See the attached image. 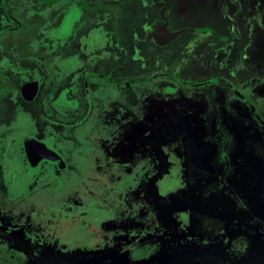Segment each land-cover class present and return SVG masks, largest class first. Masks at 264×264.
<instances>
[{"label":"flooded vegetation","instance_id":"obj_1","mask_svg":"<svg viewBox=\"0 0 264 264\" xmlns=\"http://www.w3.org/2000/svg\"><path fill=\"white\" fill-rule=\"evenodd\" d=\"M143 3L0 0V154L19 150L23 167L18 163L11 172L22 184L32 183L44 172L52 175L55 169H69L66 149L71 151L72 142L78 144L79 154H93L85 155V162H94L97 184L81 179L79 185L83 187L79 191V228L84 240L78 247L80 264H159L162 258L180 256L185 252L182 248L194 253L193 264H264V154H226L225 165L212 166L211 160L218 161L220 154H206L211 150L208 143L197 141L188 132V127L198 129L212 116L208 120L215 128L211 137L212 133L217 137L224 134L217 128L223 122L240 147L252 145L262 150L260 60L248 52L241 55L244 45L242 40L236 41L239 35L232 33L234 39H230L225 34L234 27L227 28L223 22L219 31L209 23L173 27L168 1ZM150 4L157 19L144 7ZM123 10L132 16L133 42L141 43L133 51L121 37L117 41L113 32L115 26L122 32ZM157 31L162 41L155 39ZM174 31L180 32L167 38V32ZM186 31L207 35L185 42L183 48L170 49ZM248 94L255 95L258 105L252 109L256 124L247 126L253 129L249 131L253 137L260 135L254 143L244 130L240 134V128L249 123L242 101ZM86 110H95L94 117L88 118ZM71 111L84 114L76 120V125L87 127L83 137L74 129L71 133L70 126L75 125ZM130 121L143 125L141 140L132 136L134 142L128 133L120 138ZM60 122L65 125L62 150L55 134ZM150 125L156 126L152 137L158 153L152 178ZM32 138L38 143L28 152L25 141ZM175 138L180 141L178 150ZM44 144L60 158H43L33 165L26 154H43ZM129 147L132 149L126 150ZM137 155L143 159L142 166H132L129 161ZM166 166L171 170L169 182L163 179L162 184ZM71 201L64 200V205L68 207ZM151 204L158 213L155 220L149 216ZM91 211L96 222L85 214ZM86 221L93 224L91 229L86 228ZM105 221L111 225L107 235L125 238L122 247L127 245L131 253L141 243L144 253L136 260L103 262L101 253H111L107 246L99 245H105L100 236ZM166 226L171 232H166ZM87 241L96 246L89 247L92 252L85 256Z\"/></svg>","mask_w":264,"mask_h":264},{"label":"rangeland","instance_id":"obj_2","mask_svg":"<svg viewBox=\"0 0 264 264\" xmlns=\"http://www.w3.org/2000/svg\"><path fill=\"white\" fill-rule=\"evenodd\" d=\"M166 1H168L169 6H171L170 13L173 27L209 23L214 26L215 30L219 31L223 29L219 28V25L222 24V22L223 24L228 25L226 26L227 28L234 27L231 28L232 30L225 31V34H228L230 39H234L232 33L238 34L239 36L236 41L242 40L240 43H243L244 45V47L241 48L243 50L240 51L241 55L248 52V56L252 55L260 60L258 65L260 66L259 73L261 76V85H259L264 86V0ZM140 2L143 3L144 0H140ZM143 4L145 5V3ZM144 7H149V10L152 12L151 17L157 19L152 4ZM118 9L119 12H121L122 9H120V7H118ZM191 14L197 16L193 18ZM138 15H141V9L139 10ZM121 16L123 24L120 25V31L122 32L120 34L118 30L119 27L117 28V26L113 28V32L116 35L117 41H120L119 38L121 37L122 42L125 43L126 46L128 45L133 51V49H135L134 45L141 43L133 42L134 26H130L132 16L126 10L122 11ZM137 20L138 18H135V21ZM126 22H128V24ZM206 35V32L192 33L186 31L171 43L170 49L176 50V48H183L185 42L193 39L200 40L205 38ZM253 67V58H251L250 68L253 69ZM252 74V72L247 73L245 79H248ZM262 94L261 103L264 105V92H262ZM242 101L246 104V119L249 123H246L244 128H240V134L242 130H244L245 136L251 135L247 137V139L254 143V140L260 135L256 133L254 134L256 138L253 137V134L249 133V131L253 129L247 126L248 124H256V119L253 116L256 111H253L252 109L258 107V105L255 104L257 99L255 95L248 94L242 97ZM154 102L160 105V102L157 99ZM86 112L88 118L94 117L93 114L95 113V110H86ZM83 116L84 114L79 113L78 111H71L70 119L75 121V125L70 126L72 134L73 129L75 130L74 133L81 137L87 134V127H81L78 124L76 125V120L82 119ZM209 118L213 117L208 116L207 120L204 119L202 124L203 127L201 125H198V129L188 127V132L197 141L205 140L208 143V148L211 150H207L210 153L206 152V154H220V156L217 157L218 161H215V159L211 160L212 166H218L216 163L222 166L225 165L227 163L226 154H229V157H232L231 154H264V141L260 142L262 150L256 149V147L252 145L242 148L240 147L238 138L234 132L228 129L223 122H219L217 128L222 130L224 134L217 137L215 133H212V139L210 132L215 128L212 126V123L208 122ZM64 126L65 125L60 122L58 130L55 131V134L59 136L58 144L56 145L61 146L60 150L64 149V146H62L63 141L65 140V138H63ZM141 126L143 125L137 121H130L127 126H123L124 130L120 133V138L124 139V137H128L126 135H130L129 138L134 136V138L141 140ZM155 127L156 126L154 125H150L149 127L151 178L154 175L153 171L156 168L158 157L156 155L158 154L156 150V141L154 140V137H152ZM203 129L204 131L201 134ZM262 130H264V128ZM262 132L264 133V131ZM131 139L134 142L136 141L133 138ZM175 140H177V138H175ZM79 141H82V139L80 140L79 138ZM176 142V149L178 150V144L180 141L177 140ZM77 145L78 144H75L74 146V142H72L71 151L66 149L69 153H66V156L70 161L69 169L57 171L55 169L51 173L52 175L48 174V172H44L37 180L27 184H22L20 177L17 174V176L14 175V172H11L12 170H17L19 166L18 163H21L20 156L17 154L19 150H16V152L12 154H0V238H2L0 240V264H80L82 262L79 253L82 251H80L78 247L84 242V240L80 238L81 234L79 228V222L81 223V221H79V191L83 189V187L79 185L81 179H83V183L88 182L97 184L94 180L97 177L98 172L93 169L94 162H92L91 159H87L88 161L86 160L85 162V155L92 156L93 154H79V147ZM121 147L122 146H119V148ZM130 149H132V147H129L126 150ZM176 155L178 159L179 152ZM142 160L143 159L137 155L134 160L129 161H131L132 166H142ZM178 161L180 160L178 159ZM53 165H51V167ZM116 165L119 166L117 163ZM21 166L23 167V163H21ZM169 167L170 166H166L162 171L160 179L162 184L164 183L163 179L166 181V184L169 182L167 177L170 175L171 171ZM66 178L69 180H66ZM72 192H74V194L70 196ZM70 199H72L73 202H69L70 205L67 207L64 205V200ZM85 214L90 217L92 216L93 218L90 219L93 222H96V214L94 212L91 211L90 214ZM157 214L151 204L149 213L150 219L155 220ZM106 216H108V212L104 213V217ZM85 224L86 228H92L93 224L91 221H86ZM102 225L105 231H103L100 236L104 237L101 241L105 242V245H99L107 246L105 249L111 252L109 254L101 253V260L103 262L112 261L114 259H124L127 261V258L129 257L136 260L141 253H144L141 243L135 244L134 251L132 253L129 252L127 245L122 247V243L123 241L125 242L126 239L124 238L122 241L121 237L107 235L108 232H110L111 225L107 221L103 222ZM168 229L169 227L166 226V232H171ZM87 242L88 243L85 244V251L83 250L85 256H88V254L92 252V249H89V247L96 246L93 242ZM57 257L59 258L56 260ZM85 261L91 263L87 259L83 260L84 263Z\"/></svg>","mask_w":264,"mask_h":264},{"label":"water","instance_id":"obj_3","mask_svg":"<svg viewBox=\"0 0 264 264\" xmlns=\"http://www.w3.org/2000/svg\"><path fill=\"white\" fill-rule=\"evenodd\" d=\"M179 32L180 31L167 32V34H168L167 38H169V37L173 38V37L177 36L179 34ZM154 36H155L156 40L162 41L160 31L155 32ZM36 142L38 143V140L33 139V138L28 140V141H25V144L28 148V152L31 151L32 145L37 144ZM42 151H43V154H37L36 156L34 154H26L28 156V158L33 162V165H36L43 158H49L52 160H55L56 158H60L59 154L55 150L49 148L45 144L42 146ZM181 250H184L185 252H187L188 255H185V256H182L179 258H175L174 260H172V262L170 264H193L194 261L190 258L194 256V253H192L191 250L185 249V248H182ZM178 252H180V250ZM175 254L176 253H174V255ZM186 256H188V257L186 258Z\"/></svg>","mask_w":264,"mask_h":264},{"label":"bare ground","instance_id":"obj_4","mask_svg":"<svg viewBox=\"0 0 264 264\" xmlns=\"http://www.w3.org/2000/svg\"><path fill=\"white\" fill-rule=\"evenodd\" d=\"M37 155V154H36ZM185 255H188V253L187 252H184V253H182L180 256H178V257H176V258H179V257H182V256H185ZM175 258H169V259H166L165 261H163V258H162V260L160 261V263L161 264H163L164 262L166 263V264H170L171 262H172V260H174ZM163 261V262H162ZM159 263V264H160Z\"/></svg>","mask_w":264,"mask_h":264}]
</instances>
